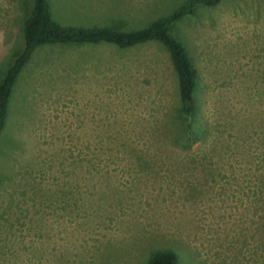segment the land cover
Returning <instances> with one entry per match:
<instances>
[{
    "label": "rangeland",
    "instance_id": "1",
    "mask_svg": "<svg viewBox=\"0 0 264 264\" xmlns=\"http://www.w3.org/2000/svg\"><path fill=\"white\" fill-rule=\"evenodd\" d=\"M50 1L59 22L122 30L184 2ZM32 6L0 0V81ZM172 33L200 72L196 118L159 42L35 50L0 132V264H148L158 248L264 264V0L198 6Z\"/></svg>",
    "mask_w": 264,
    "mask_h": 264
},
{
    "label": "trees",
    "instance_id": "2",
    "mask_svg": "<svg viewBox=\"0 0 264 264\" xmlns=\"http://www.w3.org/2000/svg\"><path fill=\"white\" fill-rule=\"evenodd\" d=\"M223 0H184L170 13L162 15L147 25L122 30L115 25H74L59 22L53 15L50 0H33L22 24L24 47L18 51L0 81V132L9 111L10 98L16 82L32 58L35 50L44 45H84L111 43L121 49L136 47L149 42L161 43L169 53L178 77L180 111L196 118L200 105L196 96L200 72L186 45L172 33L174 24L195 12L198 6L213 7ZM191 141L199 139L192 123L186 124ZM189 139V138H188ZM178 255L173 249L158 248L151 252L148 264H176Z\"/></svg>",
    "mask_w": 264,
    "mask_h": 264
}]
</instances>
